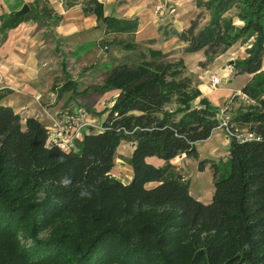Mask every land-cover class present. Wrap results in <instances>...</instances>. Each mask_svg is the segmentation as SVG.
I'll return each instance as SVG.
<instances>
[{
	"label": "trees",
	"instance_id": "1",
	"mask_svg": "<svg viewBox=\"0 0 264 264\" xmlns=\"http://www.w3.org/2000/svg\"><path fill=\"white\" fill-rule=\"evenodd\" d=\"M86 3L92 7L84 12L114 32L136 33L137 20L104 15L97 0ZM197 8L207 21L202 24L198 13L174 33L186 53L203 52L212 62L236 43L252 40L245 57L230 65L234 75L249 80L239 92L247 103L228 120L234 134L252 139L228 138L225 161H198L199 172L206 166L212 172L210 202L190 195L188 180L170 161L181 155L198 160L196 144L219 126L217 108L199 90L176 97L181 85L173 77L181 62L173 63L168 54L156 51L108 71L101 88L117 96L104 110L102 129L88 128L77 152L63 151L38 119L23 120L3 104L11 91L1 89L0 264H264V0H198ZM29 20L28 14L4 15L0 32ZM174 96L180 105L168 112ZM123 142L133 146L126 183L112 176ZM150 158L165 165L155 167ZM107 206L118 210L114 218ZM142 208L164 215L152 221L148 214L133 233L117 226L118 215L138 216ZM193 234V244L202 235L206 245L181 263L179 250L165 251Z\"/></svg>",
	"mask_w": 264,
	"mask_h": 264
},
{
	"label": "rangeland",
	"instance_id": "2",
	"mask_svg": "<svg viewBox=\"0 0 264 264\" xmlns=\"http://www.w3.org/2000/svg\"><path fill=\"white\" fill-rule=\"evenodd\" d=\"M38 1L39 6L34 5L33 0L21 1V6L18 10L24 4H32L33 6L32 9L29 7V11L26 13L30 17V24L21 25L16 29L2 30L0 32V49H5L14 58L17 57L15 53L18 51L21 53V58L27 57L31 60L34 59L36 50L35 44L37 40L35 41L34 33L37 31L38 35L45 38L46 36L48 37L39 46L40 57L38 63L43 67L46 65V70L53 67L57 71V75L54 78L55 81L51 87V92L53 91L55 95L59 91L57 88L65 80H68L66 86H63L64 90H60V93H62V98H68L67 103L72 102L70 107L64 108L63 111L58 113L83 112L79 125L88 126L82 129H72V134L70 136L68 134V140H71V142L67 143L68 147L70 146L69 151L77 152V144L89 130L88 128L92 127L94 130L101 128V124L106 117L104 110L108 109L113 101V94H104L113 90L103 91L101 88L106 76V72L101 75L105 64L111 67L114 63L122 61H127L129 64L137 63L142 58L150 57L154 50L163 51L168 54V59L173 63L181 62L177 68L178 74L173 77L175 83H179L178 86L181 85L175 94L176 97L181 92L186 94L191 90H199L201 97L206 99L210 97L216 105L209 101L212 106L217 108V118L219 117L220 108H226V100L229 102L228 96L236 93L246 81L244 80L246 76L234 75L229 66L234 60L245 57V51L250 47L251 39L236 43L212 62H206L203 52L186 53L183 49V44L174 35L177 28L187 27L198 13L203 15L202 24L207 21L208 15L200 8H197L198 0H97L104 6V15L112 16L115 19L137 20V22H140V30L136 36L138 43L134 34L114 32L104 22H98L91 13L84 12L85 7H92L86 3L87 0ZM162 4L164 7L159 11L158 8ZM15 11H8L6 15L8 16ZM31 22H34V25ZM66 35L73 36V38L65 39ZM147 39L151 40L147 41ZM76 46L78 49L74 50ZM20 48L24 52H21ZM79 49L85 51H79ZM28 51L30 56L27 55ZM86 51L92 53V59L85 61L84 63L86 64L83 65L78 60L80 57L78 54ZM35 55L37 56V52ZM101 55H106V57L102 61H98V57H101ZM140 55L141 57H139ZM92 64L94 65V70L89 74L91 76H87L88 74H85L86 68ZM230 70L231 73L226 76L225 71L228 72ZM212 76H216L220 80L217 87L210 85ZM239 98H243L242 95H239ZM237 99H235V102L238 104L239 101ZM198 100L199 98L194 99L193 106L197 105ZM231 100L232 102L234 101L233 98ZM235 104L234 106H237ZM179 105L177 101L175 102L174 96L172 102L166 107V111H174ZM45 109L47 108L45 107ZM232 114L234 113L229 108L227 111L224 110L223 116L220 118H230ZM181 115L179 113L176 116L180 118ZM57 122H59V119L54 120V124L52 123L49 126L51 134L54 133L55 129L53 128ZM220 131L226 137L223 130ZM197 147L198 152H200L198 153V160L192 158L181 159V162L177 160L179 169L176 173L188 180L189 192L192 197L200 194L201 200L207 201L213 193L211 170L207 169L205 172L200 173L197 165L198 161L204 159V157H211V155H208L211 149H209L207 141L198 143ZM132 149L131 143L123 142L118 147L113 162L112 176L123 183L131 180L132 170L129 158L131 157ZM224 155L223 151H219L212 158L215 162H218L225 158ZM179 157L183 158L184 156ZM148 161L154 166H159L162 163V160L157 158H151ZM114 208L107 206V212L111 211L113 216H109L113 218L117 215L115 211H118L116 207ZM137 214L138 216L126 218L122 214L118 215L116 218L118 221L117 226L121 224L126 230L132 231L130 233H133L143 219L148 217V214L152 215V221H156L164 215L158 211L146 208L139 209ZM48 234L49 231L41 235L47 236ZM195 236L193 234L191 240L190 237L183 236L182 242H178L177 246L165 251H170V249L179 250L178 263H181L187 259L194 249L206 245L207 239L203 240L204 236L202 235H199L201 241L193 244Z\"/></svg>",
	"mask_w": 264,
	"mask_h": 264
},
{
	"label": "crops",
	"instance_id": "3",
	"mask_svg": "<svg viewBox=\"0 0 264 264\" xmlns=\"http://www.w3.org/2000/svg\"><path fill=\"white\" fill-rule=\"evenodd\" d=\"M21 1L22 0H0V26L2 24V16L6 15L8 11H12V10L17 11L21 6ZM29 21L22 22L16 28H18L24 24H30ZM33 23L34 22H31V24H33ZM16 28H14V29H16ZM184 28H186V27L177 28L176 31L180 32ZM139 30H140V22H138V28H137L136 33L134 34L135 40H136V36L139 33ZM71 31H73V30H71ZM34 36H35V41L37 40L36 44H35L36 50L34 53V59L29 60L27 57L23 59V58H21V53L18 51L15 53V55L17 57L14 58V57H12L11 53L10 54L7 53V51L5 49L4 50L0 49V90L1 89H7V90L11 91V93L2 101V103L7 105V106L12 107L14 109V111L22 117L23 120L25 118H36L44 126L49 128V126L52 123L54 124V120L60 119V117H59L60 113H58V112L63 111L64 108L70 107L72 102L67 103L68 98H62V96H61L62 93H60V90L63 89V86H66L68 80H65L64 83L61 84L59 88H57V90H59L57 92L58 94L55 95L53 93V91L51 92V87L55 81L54 78L57 75V71H55V68H53V67L52 68L48 67L49 69L46 70V65H44L45 67H43L42 65H40L38 63L39 57H40L39 46L48 37L46 36V38H45V37L38 35L37 31L34 33ZM72 38H73V36H69V35L65 36V39H72ZM40 39H41V42H40ZM0 40H1V35H0ZM148 40H151V39H147V41ZM136 42L138 43V40H136ZM77 49H78V47L76 46L74 48V50H77ZM80 50L81 49H79V51ZM20 51L24 52L21 48H20ZM81 51H85V50H81ZM36 52H37V56L35 55ZM154 52H156V51L154 50ZM161 52L164 53L163 51H161ZM27 55L30 56L29 51H28ZM32 55H33V53H32ZM78 55H80L78 60H80L81 63H83V65L86 64V63H84L85 61L87 62V61H90L92 59V53H90V51H86L83 53L81 52ZM105 57H106V55H103V56L101 55V57H98V61L99 60L102 61V59L103 58L105 59ZM139 57H141V55ZM8 62H10V63H8ZM125 63H128V62L127 61L117 62V63H114L111 67L109 65L105 64V65H103L104 69L102 70L101 75L105 72L107 75L108 71L111 70L113 67L120 65V64H125ZM3 66H5V67L3 68ZM93 66L94 65L92 64L91 66L86 68L85 74L86 75L88 74L87 76H91L89 74H91L93 72V70H94ZM229 68H231V70H232L231 66H229ZM231 70L228 72L225 71V75L226 76L229 75L231 73ZM100 71H101V69H100ZM244 76H246V75H244ZM105 78H106V76H105ZM244 80H246L244 82V84H245L249 80V76H246L244 78ZM242 86H240L239 90L236 93L230 94L228 96L227 99H229V102H228V100H226V103H227V106L225 108L226 111H227V109L231 108V112L235 113L239 107V104L247 103L246 98L243 96H242L243 98L238 99V101H239L238 104L235 101L232 102V100H231L234 96H236V95L239 96V94H240L239 92H240V89ZM84 94H86V93H84ZM104 94H113V99H114L117 96V91L113 90L111 92H105ZM109 99H111V98H109ZM207 100L210 101L211 103H213L212 99L210 97L207 98ZM112 102H111V105H112ZM234 104L237 106H234ZM45 107L47 109H45ZM233 115L234 114H232V116ZM54 117H56V118H54ZM81 117H83L82 114H81ZM220 130L221 129L216 128L212 132L210 138H208L207 140L204 141V142L207 141L209 144V149H211V151L209 152L208 155H211V157L210 156L208 158L204 157V159H202V160L214 161L213 158L215 155L218 154L219 151H223V153L225 154L224 155L225 158L227 157L230 140L227 139L226 137H224L223 133ZM217 132H219V133H217ZM197 144H196V149L198 148ZM132 148H133V146H132ZM132 151H133V149H132ZM198 153H200V152H198ZM181 156H184V157L180 158L178 156L175 159H173L172 161H170V164H172L173 166H178V167H175L176 171H178V169H179V165L177 164L176 161L178 160V162H181V159L187 158L185 155H181ZM225 158L222 159L221 161H225L226 160ZM162 163H160L159 166H155V167L164 166L165 162L162 161ZM207 169L210 170L209 166L205 167L204 172ZM200 173H202V172H200ZM211 177H212V172H211ZM212 194H211L210 199L207 201L201 200V195L194 197V198L196 200L206 204V203L210 202V200L212 198Z\"/></svg>",
	"mask_w": 264,
	"mask_h": 264
},
{
	"label": "built area",
	"instance_id": "4",
	"mask_svg": "<svg viewBox=\"0 0 264 264\" xmlns=\"http://www.w3.org/2000/svg\"><path fill=\"white\" fill-rule=\"evenodd\" d=\"M162 7H164L163 4L159 6L158 10L159 11L162 10ZM219 82H220V80L216 76H212L210 78V85L212 87H217ZM224 110L225 109H223V108H220V110H219V117L217 118L219 121V126L217 128L223 130V132L225 133L227 138L235 136V138H237L241 142H243L244 140H251L252 139L251 135L241 136V135L236 134V133L234 134L231 131L230 127L228 126L229 118H225V119L220 118L223 116ZM82 113L83 112H81V113H64V114L60 113L59 122H57L55 127L53 128V129H55L54 133L53 134L50 133V141L54 142L63 151L69 152L70 146L68 147L67 143L71 142V140H68V137L70 136V134H72V131H73L72 129H82V128L88 127L87 125H79L80 124L79 122L82 119V117H81ZM77 125H79V126L76 127ZM49 129H51V128H49ZM100 129H102V128H100ZM68 134H69V136H68Z\"/></svg>",
	"mask_w": 264,
	"mask_h": 264
},
{
	"label": "water",
	"instance_id": "5",
	"mask_svg": "<svg viewBox=\"0 0 264 264\" xmlns=\"http://www.w3.org/2000/svg\"><path fill=\"white\" fill-rule=\"evenodd\" d=\"M28 11H29V6L27 4H24L20 10L11 13L10 15H8V17L22 16L25 15Z\"/></svg>",
	"mask_w": 264,
	"mask_h": 264
},
{
	"label": "bare ground",
	"instance_id": "6",
	"mask_svg": "<svg viewBox=\"0 0 264 264\" xmlns=\"http://www.w3.org/2000/svg\"><path fill=\"white\" fill-rule=\"evenodd\" d=\"M206 145H207V144H206ZM154 164H156V163H154ZM201 175H202V174H201ZM202 182H203V181H202ZM191 191H192V190H191ZM204 192H205V191H204ZM207 192H208V191H207ZM197 194H198V193H197ZM197 194H196V195H197ZM199 195H200V194H199ZM194 197H197V196H194Z\"/></svg>",
	"mask_w": 264,
	"mask_h": 264
}]
</instances>
